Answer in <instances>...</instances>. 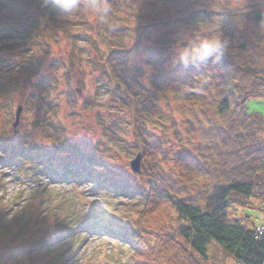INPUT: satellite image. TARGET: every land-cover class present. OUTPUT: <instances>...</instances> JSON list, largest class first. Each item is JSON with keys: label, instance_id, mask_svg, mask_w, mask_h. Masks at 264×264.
Here are the masks:
<instances>
[{"label": "trees", "instance_id": "trees-1", "mask_svg": "<svg viewBox=\"0 0 264 264\" xmlns=\"http://www.w3.org/2000/svg\"><path fill=\"white\" fill-rule=\"evenodd\" d=\"M13 2L27 9L32 3V11L15 12L25 26L18 41L0 46L15 54L0 57V97L8 105L22 84L31 86L24 109L40 116L17 133L9 129L11 112L8 123L0 122V264H75L96 229L119 248L105 264H263L264 236H255L243 211L264 207V117L247 113L244 103L264 95V45L239 22L264 28V0H249L240 15L215 12L201 0H104L103 18L87 0L71 17L56 15L43 0ZM204 20L230 37L228 53L203 66L173 67L180 34L192 36ZM64 40L68 55L54 61L53 46ZM76 69L95 88L84 108L125 113L129 140L98 113L95 122L126 156L140 153L139 174L103 144L67 134L53 91L63 80L74 114ZM101 94L106 104L96 101ZM174 102L192 118L177 111L171 125L172 108L182 109ZM13 169L19 188L7 196L4 176ZM60 181H89L90 201L46 189Z\"/></svg>", "mask_w": 264, "mask_h": 264}, {"label": "rangeland", "instance_id": "rangeland-1", "mask_svg": "<svg viewBox=\"0 0 264 264\" xmlns=\"http://www.w3.org/2000/svg\"><path fill=\"white\" fill-rule=\"evenodd\" d=\"M14 0H0V46L9 45L11 43H15V41H18V36L20 34V31L23 30V26H25L24 21H20L17 19L15 12L16 11H24L25 13H30V10L32 11V3H31V9L25 8L22 3L13 2ZM191 0H184V2H189ZM206 3V5L212 9L213 11L218 10H230L232 14L237 13V15H240L249 8V0H242V3H239L238 0H201ZM31 2V1H30ZM157 2V1H154ZM183 5L181 2L176 4V9ZM235 5V6H234ZM182 7V6H181ZM23 12V13H24ZM17 13V12H16ZM9 15H12V18H10ZM8 16V17H7ZM23 18V17H21ZM235 18V19H233ZM233 18L230 17L229 19H233L237 21V16L233 15ZM24 20V19H23ZM17 25V26H16ZM240 27L248 34L253 35L254 38L261 43V45H264V28L261 26H254L252 23L248 22H239ZM182 37H186V31H183L180 34ZM70 49L69 41L64 40L60 45H54L52 49V57L54 61L57 60H63L67 55L68 51ZM12 55H15L13 51H6L4 53L0 52V57H8L11 58ZM79 69H76V71L71 73L72 82L71 87H73L75 90L76 95V106L73 108L74 114H71V109L69 107V102L66 100L65 90H66V84L63 82V80L57 81L56 87L57 90L53 91V95L60 98V112H59V118L64 124V127L67 131V134L70 138H75L77 140L84 141L89 144H103L104 147L106 146L108 148V153H118L119 154V165H127L131 161V159L135 158V156H126V154L120 149V142H110L100 131L99 127L96 125L95 114L98 113L102 115V118L105 120V125H111L112 123L118 124L120 126V130H117V132L120 133V136L123 138H127L129 140L128 133L126 131V124L125 119L126 115L125 113H121L120 111L114 109L111 110V115L106 116V106H94L90 108H84L82 106V103L87 98H94L95 97V88L91 82V76H88L84 78L81 82L79 75L77 74ZM43 71H45L49 76H51V72L48 70L47 67H44ZM31 86H26V84H22L20 88L16 91V93L12 94L10 96V99L8 100V105L4 103L5 99L3 96L0 97V107L1 113H0V122L8 123L9 113L11 112L14 117V111L17 107V105L22 104L21 113L19 116V122L17 124L16 129H21L22 127L27 126V123L30 122L34 118H39L40 114L37 115L36 111H26L24 109V100L27 96V93L30 91ZM57 93V95H56ZM101 93V92H100ZM106 95L101 94L98 96L96 101L101 104H106L107 102ZM245 103V108L247 113H254L258 114L264 117V95L259 98L255 99H249ZM10 104V107H9ZM175 106L182 107V109H174L172 108V117L169 118L171 125L172 121L176 120L179 121L180 116L186 119H191L192 115L190 112L184 107L179 106L178 103H175ZM177 111L181 114L178 116ZM14 121V120H13ZM169 125H166L165 131L168 134V131H171L170 123ZM9 129H12V124H8ZM180 128V127H179ZM161 129V128H160ZM181 129V128H180ZM125 133V134H123ZM181 143L185 145V147L190 148L192 146V143L188 142L186 138L181 136ZM42 146H47V144L43 141H41ZM16 170L14 171H6V176H4V187L3 190L7 196H10L17 192V189L19 188L20 180L18 179ZM75 182L72 181L69 182H57L53 183L54 185H49L46 187L47 190L51 191L53 194H57L59 197L65 196H72L80 200V203H87V201L91 199V193H88L90 191V183L87 181L81 182L82 187H79ZM86 197V198H85ZM88 201V202H89ZM83 205V204H82ZM243 215L249 216L250 221L254 224V226H261L263 227V236H264V207L262 211H249L244 210ZM99 230L96 229L94 231H91V233L88 234V237L85 239L81 247V259H74L75 264H105L106 260H111L112 256H116L119 252V248L115 246L112 242H109V240L104 239V237L99 236L97 234ZM105 255L109 256L108 258H105ZM105 259V260H104ZM104 260V261H103ZM82 262V263H81ZM226 264H238L237 262H234L233 260H228ZM242 264V263H241Z\"/></svg>", "mask_w": 264, "mask_h": 264}, {"label": "clouds", "instance_id": "clouds-1", "mask_svg": "<svg viewBox=\"0 0 264 264\" xmlns=\"http://www.w3.org/2000/svg\"><path fill=\"white\" fill-rule=\"evenodd\" d=\"M242 3V0H238ZM48 7L58 16L71 17L81 7V0H43ZM235 6V5H234ZM86 7L103 18L108 12L104 0H87ZM198 30L190 37H181V41L175 45V55L172 58V66L199 67L207 64L209 60L218 62L228 53L231 39L221 30L220 25L210 21H198ZM186 40V43L183 41Z\"/></svg>", "mask_w": 264, "mask_h": 264}, {"label": "water", "instance_id": "water-1", "mask_svg": "<svg viewBox=\"0 0 264 264\" xmlns=\"http://www.w3.org/2000/svg\"><path fill=\"white\" fill-rule=\"evenodd\" d=\"M22 105H17L15 111H14V121L12 123V129L14 130V133H17V124L19 122V116L21 113ZM140 153H138L135 158L131 159L129 162V167L134 174L140 173ZM264 264V263H263Z\"/></svg>", "mask_w": 264, "mask_h": 264}, {"label": "built area", "instance_id": "built-area-1", "mask_svg": "<svg viewBox=\"0 0 264 264\" xmlns=\"http://www.w3.org/2000/svg\"><path fill=\"white\" fill-rule=\"evenodd\" d=\"M263 234V227L261 226H255V236H262Z\"/></svg>", "mask_w": 264, "mask_h": 264}]
</instances>
